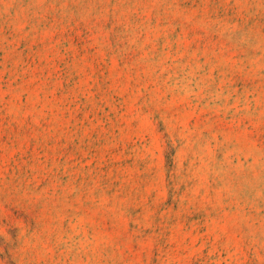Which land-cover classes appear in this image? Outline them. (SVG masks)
<instances>
[{
	"label": "rangeland",
	"instance_id": "1",
	"mask_svg": "<svg viewBox=\"0 0 264 264\" xmlns=\"http://www.w3.org/2000/svg\"><path fill=\"white\" fill-rule=\"evenodd\" d=\"M0 264H264V0H0Z\"/></svg>",
	"mask_w": 264,
	"mask_h": 264
}]
</instances>
